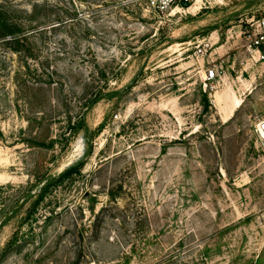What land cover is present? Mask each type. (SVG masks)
Listing matches in <instances>:
<instances>
[{
  "label": "rangeland",
  "instance_id": "374dc122",
  "mask_svg": "<svg viewBox=\"0 0 264 264\" xmlns=\"http://www.w3.org/2000/svg\"><path fill=\"white\" fill-rule=\"evenodd\" d=\"M184 5L0 0V264H264V0Z\"/></svg>",
  "mask_w": 264,
  "mask_h": 264
},
{
  "label": "trees",
  "instance_id": "16d2710c",
  "mask_svg": "<svg viewBox=\"0 0 264 264\" xmlns=\"http://www.w3.org/2000/svg\"><path fill=\"white\" fill-rule=\"evenodd\" d=\"M187 5H188V3H186V5H184V6H187ZM3 22H5V20L0 17V25H2V27H0V37L7 38L10 36L12 39L7 40V42L11 45H15L16 50H20V48L25 47V45L28 41L27 40L25 42V40L27 38L16 35L17 32H19V29H17L16 26L10 25L8 23H3ZM96 100L97 99H95L93 101L95 102ZM80 124H81V128L85 127L84 119L80 120ZM102 128H103V124L99 127L98 131L102 130ZM82 167H83V162L76 163V164L72 165L71 167H69L68 169H66L64 172H62L59 176L51 178L47 182V184L44 186V188L36 195L33 210H36V208L46 199L47 195L50 193V191H52L53 188H55L56 186H58L59 184H61L62 182H64L68 178H72L75 175H77V176L80 175L81 171H82ZM32 214L33 213H31L30 215H32ZM30 215H29V217H30Z\"/></svg>",
  "mask_w": 264,
  "mask_h": 264
},
{
  "label": "built area",
  "instance_id": "2783aa9c",
  "mask_svg": "<svg viewBox=\"0 0 264 264\" xmlns=\"http://www.w3.org/2000/svg\"><path fill=\"white\" fill-rule=\"evenodd\" d=\"M191 0H146L148 6H150L153 10L159 13L167 12L172 6L177 3L182 5L190 2ZM258 31L255 34L254 39L250 44V48H258L261 44H264V18L258 23ZM207 78L212 80L216 77V73L214 69H209L207 71ZM256 133L262 140L264 145V119L260 120L256 125Z\"/></svg>",
  "mask_w": 264,
  "mask_h": 264
},
{
  "label": "water",
  "instance_id": "95a60500",
  "mask_svg": "<svg viewBox=\"0 0 264 264\" xmlns=\"http://www.w3.org/2000/svg\"><path fill=\"white\" fill-rule=\"evenodd\" d=\"M53 177H54V175H51L48 179H46V181H44V182L41 184V186H40V188H39L38 190H35V191L30 192V193H29V194L23 199L22 202H25V201H26L29 197H31L32 195H34V194L40 192V191L44 188V186L47 184V182H48L51 178H53ZM19 206H20V204L12 210V212H11L10 215L14 214L15 211L19 208ZM10 215H9V216H10ZM8 218H9V217H8ZM8 218H7V219H8Z\"/></svg>",
  "mask_w": 264,
  "mask_h": 264
}]
</instances>
